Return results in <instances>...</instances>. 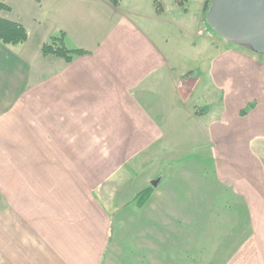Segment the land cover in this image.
<instances>
[{
    "label": "crops",
    "instance_id": "crops-1",
    "mask_svg": "<svg viewBox=\"0 0 264 264\" xmlns=\"http://www.w3.org/2000/svg\"><path fill=\"white\" fill-rule=\"evenodd\" d=\"M123 2L30 0L20 20L0 0L29 34L0 40V264H264V56L224 41L210 61L221 106L197 125L210 152L187 170L184 202L154 145L180 115L194 121V43H174L163 3ZM62 34L86 54L43 55ZM149 188L156 214L137 220L138 245L112 244L107 207Z\"/></svg>",
    "mask_w": 264,
    "mask_h": 264
},
{
    "label": "rangeland",
    "instance_id": "rangeland-1",
    "mask_svg": "<svg viewBox=\"0 0 264 264\" xmlns=\"http://www.w3.org/2000/svg\"><path fill=\"white\" fill-rule=\"evenodd\" d=\"M208 1L210 3L207 4ZM154 2L163 3V7L165 8L163 18L172 24L171 34L174 36V43H177L179 48H181L182 39L194 43L193 49L192 47L189 49L191 54H189L188 66L193 71L194 77L196 79L200 77L201 79V86L196 88L194 94L190 95L186 101V111L190 114L193 113L194 121L187 115H180L178 117V127L168 137L164 138L162 142L154 145V150H157L160 155L163 154L161 160L158 161L159 171H163V174L172 180V184L180 190V197L185 202L187 170L192 167H200L199 171H201L203 169V152H210V148L206 146V142L199 137L197 125H202L203 121L205 122L207 119H211L219 114L221 105L217 101V92L212 89L207 70L210 61L217 54V49L219 47L222 49L224 40L206 22L207 7L211 4V0H136V4L140 5L143 10L153 6ZM133 3H135L134 0H124L122 8H129ZM6 4L17 10L18 19L20 20H23V17L26 16L24 14H29V11L32 9L30 7V0H6ZM8 17L9 19H14L13 14ZM26 19L29 20L30 18ZM43 25L44 23H42ZM174 25L177 26L176 30L173 27ZM180 30H183L182 33ZM186 31L189 35H193V37H189L188 39ZM258 56L262 57L264 55ZM179 60H182L181 56ZM207 90L211 92L209 93ZM208 103L217 105L216 110L213 109L212 105L209 106ZM204 107L214 110L210 113V117L208 116L209 118L205 117L203 119L204 117H201L200 113H198L199 108ZM200 127L202 128V126ZM190 138L195 139L196 142H190ZM154 204L153 200H147L140 207L141 205L139 206L138 202H136L133 206L122 208L119 211L116 210V207H107L108 213L113 217L112 244L115 245L118 242L121 247L137 246L139 231L137 220H143L145 215L147 217L155 215ZM183 209L185 210L186 207ZM120 221L122 222L120 223ZM164 234L165 232L163 231ZM164 245L166 246L167 244Z\"/></svg>",
    "mask_w": 264,
    "mask_h": 264
},
{
    "label": "water",
    "instance_id": "water-1",
    "mask_svg": "<svg viewBox=\"0 0 264 264\" xmlns=\"http://www.w3.org/2000/svg\"><path fill=\"white\" fill-rule=\"evenodd\" d=\"M206 22L225 42L264 55V0H211Z\"/></svg>",
    "mask_w": 264,
    "mask_h": 264
},
{
    "label": "trees",
    "instance_id": "trees-1",
    "mask_svg": "<svg viewBox=\"0 0 264 264\" xmlns=\"http://www.w3.org/2000/svg\"><path fill=\"white\" fill-rule=\"evenodd\" d=\"M114 6H118L121 0H109ZM210 1L207 2V4ZM9 9L4 4H0L1 10ZM210 5H208L207 10L209 11ZM28 31L21 24L5 20L0 17V40L4 44H20L28 40ZM43 55H54L64 59L66 62H72L75 56L85 55L86 52L83 50H71L69 49L64 42L63 34L60 37L52 38L51 42L45 44L42 49ZM153 194V189L149 188L144 192L138 194L137 201L138 204H144L151 195Z\"/></svg>",
    "mask_w": 264,
    "mask_h": 264
}]
</instances>
